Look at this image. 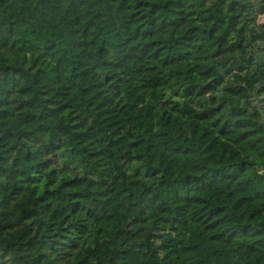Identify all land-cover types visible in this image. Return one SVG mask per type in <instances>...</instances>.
Masks as SVG:
<instances>
[{"label":"trees","instance_id":"trees-1","mask_svg":"<svg viewBox=\"0 0 264 264\" xmlns=\"http://www.w3.org/2000/svg\"><path fill=\"white\" fill-rule=\"evenodd\" d=\"M264 0H0V264H264Z\"/></svg>","mask_w":264,"mask_h":264},{"label":"rangeland","instance_id":"rangeland-1","mask_svg":"<svg viewBox=\"0 0 264 264\" xmlns=\"http://www.w3.org/2000/svg\"><path fill=\"white\" fill-rule=\"evenodd\" d=\"M257 24L264 25V14H261L257 17Z\"/></svg>","mask_w":264,"mask_h":264}]
</instances>
